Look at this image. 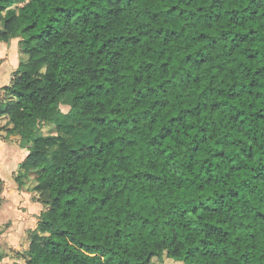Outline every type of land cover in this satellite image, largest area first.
Returning <instances> with one entry per match:
<instances>
[{
    "label": "trees",
    "instance_id": "trees-1",
    "mask_svg": "<svg viewBox=\"0 0 264 264\" xmlns=\"http://www.w3.org/2000/svg\"><path fill=\"white\" fill-rule=\"evenodd\" d=\"M14 39L0 118L47 207L14 264H264V0H0Z\"/></svg>",
    "mask_w": 264,
    "mask_h": 264
},
{
    "label": "crops",
    "instance_id": "crops-1",
    "mask_svg": "<svg viewBox=\"0 0 264 264\" xmlns=\"http://www.w3.org/2000/svg\"><path fill=\"white\" fill-rule=\"evenodd\" d=\"M1 89L0 92L4 93ZM3 150L4 145L0 144V178L5 183L0 200V264H10L7 261L11 258L9 254H12V251L13 256L24 261L22 253L26 251L33 239V233L39 226L40 216L47 210V207L43 200H40L37 192L25 191V186L23 189L19 188L13 176L20 165L19 158L18 156L7 157L8 155H5ZM13 152L17 154L16 150ZM18 207L21 210H18ZM14 260H16L14 263H20L19 260Z\"/></svg>",
    "mask_w": 264,
    "mask_h": 264
},
{
    "label": "rangeland",
    "instance_id": "rangeland-1",
    "mask_svg": "<svg viewBox=\"0 0 264 264\" xmlns=\"http://www.w3.org/2000/svg\"><path fill=\"white\" fill-rule=\"evenodd\" d=\"M26 58L21 55L19 49V39H14L9 43L1 42L0 41V89L3 88L5 85H10L12 79L15 77V73L19 68V65L22 60ZM2 90V89H1ZM3 91V90H2ZM4 93L0 92V103L4 98ZM61 109L64 113H68L70 110V102H64L61 106ZM12 126L8 125V121L4 118H0V144L4 145L3 153L8 155L7 157H17L19 158L18 161L20 163L17 171L13 174L14 178H16L20 174V166L25 161V159L29 155V151L27 149L22 148L21 146V138L19 136L9 135L8 130L11 129ZM56 128L53 126H46L43 128L42 134L45 136L48 135H56ZM63 135L66 137L68 143L72 147H76L81 145L84 142H88L93 137L92 128L90 126L81 124L79 122H73L72 126L63 132ZM17 145V146H16ZM22 149V151L20 150ZM17 151V154L13 151ZM22 155V157H20ZM9 178H11L10 173H8ZM25 180V179H24ZM30 179H26L25 182V191H31L35 183ZM28 183V184H27ZM29 188V190L27 189ZM33 194V193H31ZM18 210L21 208L18 207ZM10 253L9 261L7 263L13 264L16 262L17 259L20 263H24L15 255L13 256ZM157 264H184L182 262H177L167 257H164L162 261H156Z\"/></svg>",
    "mask_w": 264,
    "mask_h": 264
}]
</instances>
